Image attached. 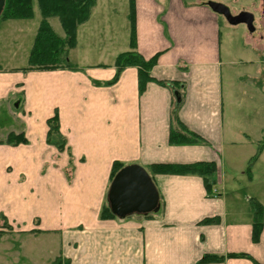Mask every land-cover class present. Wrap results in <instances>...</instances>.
<instances>
[{
	"label": "crops",
	"instance_id": "obj_1",
	"mask_svg": "<svg viewBox=\"0 0 264 264\" xmlns=\"http://www.w3.org/2000/svg\"><path fill=\"white\" fill-rule=\"evenodd\" d=\"M208 3L215 1L134 0L135 51L144 59L159 55L150 75L167 87L149 82L139 93L135 68H126L112 86L95 87L93 81L105 83L113 78V66L79 67L71 61L78 69L74 72L0 67V109L6 108L0 111L21 124L19 132H0L5 136L23 133L27 140L14 147L0 144V203L3 208L11 206L10 197L21 191L31 195L33 182L44 179L40 171L47 163L51 185L78 198L85 215L82 223L62 230L39 226L47 233L63 232V253L51 264L57 259L58 264H197L205 255L223 258L210 264H264V191L253 189L262 181L254 171L264 155L252 165L248 178L245 170L251 159L230 151L253 141L257 150H264V129L259 127L260 136L254 140L242 134L244 139L238 128L233 131L232 122L230 127L227 123L225 89H231L233 78L241 79L232 72L241 63L231 57L242 52L244 44L231 43L230 25H224ZM58 36L63 37V32ZM55 112L66 140L62 152L45 142L46 121ZM173 120L203 144L170 145ZM116 162L140 166L148 173L158 193L156 211L99 219ZM199 162L216 166L210 196L199 177L153 175L148 170L153 165ZM24 165H28L25 170ZM23 182L29 185L25 191ZM246 190L252 196H245ZM255 203L262 209L257 243L252 242ZM204 219L217 222L200 225ZM32 227L19 231L32 234Z\"/></svg>",
	"mask_w": 264,
	"mask_h": 264
},
{
	"label": "rangeland",
	"instance_id": "obj_2",
	"mask_svg": "<svg viewBox=\"0 0 264 264\" xmlns=\"http://www.w3.org/2000/svg\"><path fill=\"white\" fill-rule=\"evenodd\" d=\"M95 1L96 6L93 14L86 23L77 28L76 45L68 55V60L79 67L113 66L115 58L120 53L129 50L128 0ZM214 1L215 3L222 2L221 4L229 9L232 16L243 12L253 15L254 32L252 34L248 33L244 24L229 26L228 36L231 43L244 45L242 52L233 54L231 57V60H235L238 64L241 63L236 66V69H232V72H235V77H241V79L233 78L231 89H225L227 98L224 101V108L228 112L226 116L229 127L232 122L234 124L233 131L238 128L237 132L241 137L244 138L242 134H245L254 140L260 136L259 127L264 129V0ZM40 20L36 2L33 0V15L30 19L7 20L8 22L3 21L4 23L0 21L1 68L27 66L28 54ZM220 20L225 25L226 20L222 16H220ZM48 23L56 34H62L57 18H49ZM221 32L222 39L226 41V37H228L226 31L222 29ZM0 110H6L5 106H1ZM20 127L21 124L18 121L11 120L4 113L0 114V130L2 132L9 130L19 132ZM2 132H0V140L5 137ZM261 132L264 141V132ZM256 141L258 142V140ZM254 143L255 141L250 145H237L233 149L230 148V151L239 155L241 159L242 157L251 159L255 156L258 148V145L256 147ZM231 152L230 155H233ZM262 155H264L263 149L257 160L262 158ZM228 156L229 152L224 157L226 162ZM262 159V163L254 171L257 180L262 181L257 182L253 189L258 187L264 191V157ZM71 164L72 162L69 165ZM236 166L239 167L241 164ZM22 167L25 170L28 165ZM49 167V164H43L40 174L44 175V179H40L36 183L37 185L33 182L35 188H32L31 195H26L21 191L20 197L14 194L10 197L13 200L11 206L3 208L0 203V213L5 217L12 230L0 237V264H51L56 255L63 253V232L47 233L44 230L52 227L62 230L61 227L83 222L82 218L85 215L79 208V199H75L72 194H67L62 189L57 192L55 185H51L52 181L48 175ZM66 172L67 170L63 169L64 179L70 184L71 178ZM24 182L23 191H25V187L29 188V185L27 187ZM64 188L68 190L67 187ZM245 196L252 195L246 190ZM31 225L34 228L32 234L19 231L28 230ZM17 226L19 229L15 231Z\"/></svg>",
	"mask_w": 264,
	"mask_h": 264
},
{
	"label": "trees",
	"instance_id": "obj_3",
	"mask_svg": "<svg viewBox=\"0 0 264 264\" xmlns=\"http://www.w3.org/2000/svg\"><path fill=\"white\" fill-rule=\"evenodd\" d=\"M41 20L39 22L31 50L28 54L27 67L24 71H55L68 70L78 71V69L68 60V52L76 45L77 28L89 20L91 9L95 0H35ZM129 4V51L120 53L114 61L115 73L113 78L105 83L95 82V87H109L117 83L121 73L126 68H135L137 70V87L139 93H142L149 82H154L161 87L168 85L151 77V69L156 65L159 55L149 59H144L139 55L136 49L134 0H128ZM33 15V0H5L3 10L0 14V21L7 20H27ZM49 18H57L63 37H59L48 23ZM174 86L175 83H171ZM47 133L45 142L48 146L62 152L66 149V140L60 132L59 117L55 112L52 117L46 121ZM0 144L8 146H18L27 144L23 133H8ZM169 144L172 146L202 145V141L197 136L187 131L176 120H173V126L169 132ZM261 149H258L255 156L247 164L245 173L250 176L252 165L256 162ZM125 166L121 163H113L109 174V184H111L115 175ZM151 174H165L177 176H196L202 179L205 192L208 196L212 193V187L215 184L216 166L213 163H194L190 165H153L149 167ZM147 173V172H146ZM148 174V173H147ZM253 207V231L252 242L257 243L261 232L260 218L262 215L261 206L257 203ZM147 217V216H145ZM107 203H105L99 213L100 220L115 219ZM217 219H204L199 224L208 225L216 223ZM12 232L5 217L0 214V237ZM227 258H246L245 255H227ZM222 257L203 256L197 264L220 263ZM58 259L53 264H58Z\"/></svg>",
	"mask_w": 264,
	"mask_h": 264
},
{
	"label": "water",
	"instance_id": "obj_4",
	"mask_svg": "<svg viewBox=\"0 0 264 264\" xmlns=\"http://www.w3.org/2000/svg\"><path fill=\"white\" fill-rule=\"evenodd\" d=\"M4 4L5 0H0V14ZM208 7L222 16L229 25L244 24L248 33L254 32L253 15L243 12L232 16L227 7L217 3H208ZM107 203L111 213L117 218L132 214L147 215L157 210L158 193L143 168L137 165L125 166L115 175L109 186Z\"/></svg>",
	"mask_w": 264,
	"mask_h": 264
}]
</instances>
